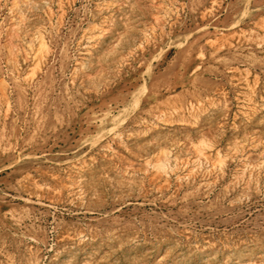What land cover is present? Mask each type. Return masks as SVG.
<instances>
[{
    "label": "rangeland",
    "instance_id": "obj_1",
    "mask_svg": "<svg viewBox=\"0 0 264 264\" xmlns=\"http://www.w3.org/2000/svg\"><path fill=\"white\" fill-rule=\"evenodd\" d=\"M0 264H264V0H0Z\"/></svg>",
    "mask_w": 264,
    "mask_h": 264
},
{
    "label": "bare ground",
    "instance_id": "obj_2",
    "mask_svg": "<svg viewBox=\"0 0 264 264\" xmlns=\"http://www.w3.org/2000/svg\"><path fill=\"white\" fill-rule=\"evenodd\" d=\"M127 107V106H126ZM128 109V108H127ZM122 114V113H121Z\"/></svg>",
    "mask_w": 264,
    "mask_h": 264
}]
</instances>
